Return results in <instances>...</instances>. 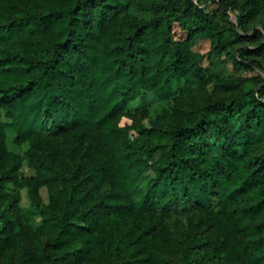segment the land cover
<instances>
[{
	"label": "trees",
	"instance_id": "1",
	"mask_svg": "<svg viewBox=\"0 0 264 264\" xmlns=\"http://www.w3.org/2000/svg\"><path fill=\"white\" fill-rule=\"evenodd\" d=\"M208 1L0 0V264H264V77L193 49L264 71V0Z\"/></svg>",
	"mask_w": 264,
	"mask_h": 264
},
{
	"label": "rangeland",
	"instance_id": "2",
	"mask_svg": "<svg viewBox=\"0 0 264 264\" xmlns=\"http://www.w3.org/2000/svg\"><path fill=\"white\" fill-rule=\"evenodd\" d=\"M209 15L218 23L226 25L224 17L221 15V12L218 10L217 4L212 0H209L205 5ZM133 13L139 17L149 16V13L143 12L139 9H133ZM230 21L236 26V31L242 34L243 32L238 27V11L234 9H228L227 11ZM255 29H261L260 26L256 27ZM228 35L233 37V33L227 32ZM252 30L248 32L251 34ZM259 39L252 38L249 40H245L242 43H237L234 45L237 49H242L243 47L254 48L257 45ZM195 51L200 52L203 55L202 64L207 65L209 62L212 64V69L218 75L225 77V78H233V77H243V78H250L256 75H261L264 77V71L256 64L254 68H240L234 62L230 61V58H226L223 54L221 57V61L217 60L218 55L216 53L210 52V41L207 38H203L199 40L196 45L193 47ZM249 85H253L254 83L251 81H247ZM198 80L191 79V80H183L175 81L173 83V88L176 92H178L183 87H197ZM172 106V99H161L153 92L142 91V93L136 97L135 99L128 102L127 107L130 110L136 109H144L146 111V117L143 119V123L146 126H150L152 121L166 108H171ZM5 117L0 113V121H5ZM14 133L12 130H7V147L9 150L17 153L19 156H23L24 151L28 147V143L16 144L13 141ZM20 171L23 175H33V169L29 168L25 161H23ZM149 174L153 173L149 171ZM39 193L44 203L49 202V195L48 190L46 187H41L39 189ZM21 198H20V205L22 207L29 206V199L27 196V190L21 189L20 190Z\"/></svg>",
	"mask_w": 264,
	"mask_h": 264
}]
</instances>
